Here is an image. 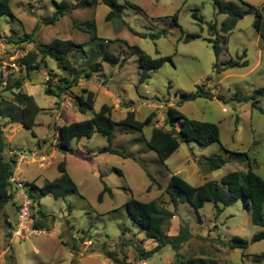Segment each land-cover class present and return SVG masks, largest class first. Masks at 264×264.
I'll return each mask as SVG.
<instances>
[{
    "label": "rangeland",
    "instance_id": "rangeland-1",
    "mask_svg": "<svg viewBox=\"0 0 264 264\" xmlns=\"http://www.w3.org/2000/svg\"><path fill=\"white\" fill-rule=\"evenodd\" d=\"M10 1L13 17L0 19V94L12 100L3 91L19 79L22 91L34 97L41 111L32 130L0 118L7 143L4 156L9 159L12 150L33 157L20 167L19 178L32 193L34 211L48 235L10 242V227L0 218V264H117L115 260L119 264H264V240L252 242L264 228L252 223L243 199L229 207L206 203L197 211L188 201H180L175 208L166 193L173 175L193 186L209 181L220 185L224 176L247 171L250 163L264 179V96L239 101L264 87V43L254 27L255 11L241 0H223L245 14L231 33H223L226 15H219L212 0H115L122 8L121 18L107 20L111 9L98 4L72 10L55 25L47 22L57 5L65 2L72 7L80 0ZM242 1L262 11L264 24V0ZM177 13L178 25L174 22ZM194 14L203 22H197ZM93 23L95 29L89 27ZM211 23L218 25L222 48L218 59L206 41L216 37L209 30ZM35 30L32 41H24ZM188 35L201 38L188 40ZM55 39L75 43L68 58L75 72H92L91 78L81 79L61 98L46 94L49 84L65 76L54 61L48 59L46 65L30 73L18 63ZM104 50L119 56L121 62H101L98 55ZM139 51L153 59L171 57L173 64L166 62L140 83ZM236 62L248 66L232 67ZM82 88L95 94L93 109L85 114L78 111L76 101ZM198 91L213 97L183 101V95ZM104 105L111 107L116 123L111 148L121 156L102 153L110 143L99 133L74 140L69 152L57 148L62 126L89 120ZM169 107L186 119L217 124L220 142L209 147L182 143L166 162L160 161L147 141L155 129L169 130L165 125ZM131 111L136 112L138 121L151 113L155 117L141 133L120 125ZM175 125L181 127L182 122ZM207 159H222L225 164L211 171ZM62 162L78 192L59 199L43 196L40 188L61 177L58 166ZM106 186L112 193L106 192L99 202ZM132 198L155 201L161 211L175 214L164 227L170 239L150 240L143 228L132 223L125 207ZM16 201H21V192ZM5 212L14 226L18 211L13 201ZM178 236L184 237L175 241ZM87 242L89 245L84 244ZM153 251L146 262L140 259V252Z\"/></svg>",
    "mask_w": 264,
    "mask_h": 264
},
{
    "label": "trees",
    "instance_id": "trees-1",
    "mask_svg": "<svg viewBox=\"0 0 264 264\" xmlns=\"http://www.w3.org/2000/svg\"><path fill=\"white\" fill-rule=\"evenodd\" d=\"M212 1L217 5L219 15H226V19L222 22L221 31L223 33H231L237 26L238 22L244 19L245 14L234 3H225L223 0ZM10 2V0H0V19L3 17H13ZM241 2L255 11L256 20L254 22V27L260 34L261 40L264 43L262 11L247 2H243L242 0ZM98 4H103L111 9L107 20L114 17L121 18L122 8L115 0H80V2L72 7H69L65 2L58 4L57 10L54 12L52 19L47 22V25H55L72 10L93 7ZM193 18L199 23L203 22L197 14H194ZM174 22L178 25V13L174 15ZM217 26V23H211L209 25V30L215 34L216 37L215 39H206V41L212 45L215 56L218 59L221 55L222 48L219 37L217 36ZM89 27L93 29L96 28L94 23L89 25ZM35 32L36 30L33 34L27 35L24 41H32ZM200 38L201 37L198 35L187 36L188 40H196ZM74 47L75 43L72 40L55 39L46 48L37 49V52H29L25 57L19 59L18 63L20 64V67H25L26 71L30 73L40 69L43 65H46L48 59L54 61L56 65L65 72V76L60 77L54 84H49L46 87V94L61 98L68 90L77 87L81 79L92 77V72L87 70L80 72H75L73 70L68 58L74 50ZM39 56H41L40 60H38ZM139 56L142 68L140 83H144L148 79L151 71L160 69L166 62H171L173 64L171 57H159L153 59L143 51H139ZM98 58L101 62H107L112 65L121 62V58L115 56L109 50L101 52L98 55ZM231 66L247 67L248 63L244 62L240 64L236 62L231 64ZM22 87L23 83L19 79L6 86V89L3 92H8L10 96L13 97L12 100H6L8 96L2 93L0 94V118L4 119L7 123L19 124L32 130L41 109L37 105L33 96L22 91ZM200 96L213 97L212 94L206 93L205 91H198L197 94L183 95L182 97L183 101H190L195 100ZM258 96H264V87L256 89L251 97H240L239 101H255ZM76 101L78 111L85 114L87 111L93 109L95 94L88 89H81V94L77 96ZM253 106H255L254 103ZM154 117L155 114L151 113L144 121H138L136 119V112L131 111L127 113L126 118L120 122V125L142 133L144 128L151 124ZM175 122H182V126L177 127ZM115 125L116 123L111 117V107L104 105L100 112L96 113L91 119L62 126L58 132V144L56 146L63 152H69L74 140L79 141L83 138L90 139L94 133H99L106 137L110 143L107 148L102 150V153L121 156L120 151L111 148ZM165 125L169 127L168 131L155 129L151 138L147 141L149 147L157 154L162 162H166L174 153H176L182 143L190 144L196 142L203 147H209L220 142V129L217 124L186 119L182 113L173 107L167 109ZM6 148V137L4 130L0 127V218L3 217L10 227V234H8L10 241L11 232L14 226L9 223L5 207L12 201L15 203L19 191H17L10 183V179L13 176L16 167V159L10 157L9 159L5 158L4 154ZM224 164L225 162L222 159H207V166L211 171L222 168ZM249 165L247 171L231 172L224 176L220 181V185L209 181L201 186H193L179 175H173L167 186L166 193L170 196L175 208H178L180 201H188L197 211L203 208L206 203H213L216 207H218L219 204L229 207L243 199L245 206L251 211L252 223L264 228V179L252 169L251 163ZM58 169L61 173V177L53 182L46 183L40 188V192L43 196L52 195L55 199H59L65 197L68 192H78L77 185L67 173L66 163L62 162L58 166ZM33 187L36 186L33 185ZM106 192H109L110 194L112 193L106 186L99 195V202H102L103 196ZM28 194L33 201V217L38 218L34 227L42 228V219L34 211V197L32 193L28 192ZM15 205L17 211H19L21 201L18 203L16 202ZM125 207L132 223L143 228L148 239L153 241H163L165 238H171L166 235L164 227L168 220L175 217L174 213L161 211L155 201L145 203L134 198L128 201ZM218 212L220 211L218 210ZM183 237L178 236L174 239L175 241H180ZM263 240L264 233H261L254 236L252 242L257 243ZM240 246L245 248L246 244H241ZM161 248L162 247L160 246L157 250H161ZM155 251L148 253L140 252V259L146 262ZM106 254L109 258L113 260L116 259V255L113 253L106 252ZM115 262L117 264L120 263L118 260H115Z\"/></svg>",
    "mask_w": 264,
    "mask_h": 264
},
{
    "label": "built area",
    "instance_id": "built-area-1",
    "mask_svg": "<svg viewBox=\"0 0 264 264\" xmlns=\"http://www.w3.org/2000/svg\"><path fill=\"white\" fill-rule=\"evenodd\" d=\"M8 157L16 159V167L14 169L13 176L10 179V183L17 191L21 192V207L18 211V219L11 232L10 242H12L14 238L26 241L33 237L47 236L48 232L46 230L34 227V223H36L38 218L33 217V201L28 194V191L25 189L24 183L19 178L20 167L25 163L32 162L33 157L30 158L28 154L12 150L8 151Z\"/></svg>",
    "mask_w": 264,
    "mask_h": 264
},
{
    "label": "crops",
    "instance_id": "crops-1",
    "mask_svg": "<svg viewBox=\"0 0 264 264\" xmlns=\"http://www.w3.org/2000/svg\"><path fill=\"white\" fill-rule=\"evenodd\" d=\"M82 89H84V88H82ZM86 89H87V88H86ZM16 202H17V201L15 200V203H16ZM89 243H90V242H87V243H84V244H88V245H89Z\"/></svg>",
    "mask_w": 264,
    "mask_h": 264
}]
</instances>
